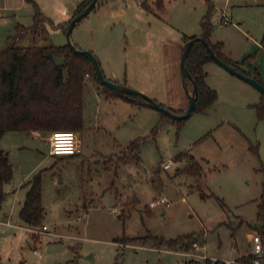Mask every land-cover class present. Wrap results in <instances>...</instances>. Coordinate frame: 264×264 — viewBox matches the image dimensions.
Returning <instances> with one entry per match:
<instances>
[{
	"label": "rangeland",
	"instance_id": "rangeland-1",
	"mask_svg": "<svg viewBox=\"0 0 264 264\" xmlns=\"http://www.w3.org/2000/svg\"><path fill=\"white\" fill-rule=\"evenodd\" d=\"M58 1L70 0H36L47 20L35 32L29 29L36 11L30 0L11 13L0 10V49L15 35L17 23L24 25L18 45L66 44L65 29L55 20ZM121 2L115 6L125 5L124 15H112L108 3H100L75 24L70 39L96 55L104 74L114 73L140 91L136 83L158 77L166 89L164 56L175 34L201 33L200 19L207 12L209 39L214 36L233 54L245 43L236 26L253 45L264 31V0H147L150 12L161 18L160 27L150 23L153 15L135 0ZM223 12L230 19L227 25L220 20ZM251 54L256 67L264 63L259 46ZM210 62L230 77L209 74L217 97L187 118L165 119L147 104L110 96L90 74L84 75L83 127L76 133L80 153L50 154L51 131H5L0 147L12 175L3 184L0 204V264H211V259L247 253L253 227L263 223L257 211L264 200V117L255 107L262 95ZM179 86L184 90L181 80ZM135 139L139 147L131 151L127 145ZM179 152L186 154L174 160ZM190 155L200 165L197 175L184 170ZM37 172L44 210L31 231L18 214L24 195L20 187ZM43 224L48 228L41 232ZM169 240L181 247H169Z\"/></svg>",
	"mask_w": 264,
	"mask_h": 264
},
{
	"label": "trees",
	"instance_id": "trees-1",
	"mask_svg": "<svg viewBox=\"0 0 264 264\" xmlns=\"http://www.w3.org/2000/svg\"><path fill=\"white\" fill-rule=\"evenodd\" d=\"M36 9L33 14V23L29 26L33 32L38 28L39 22L43 21V14ZM90 0H81L70 18L66 21L65 29L70 19L77 14ZM161 2H159L160 4ZM145 8V1L141 2ZM201 33L199 34L207 40L213 51L226 63L234 66L245 74L251 75L264 86V79L260 74L251 68L250 62L254 54H249L242 58L241 64L249 69H243L239 62L232 60L222 52V42H211L209 34L211 23L209 13L202 15L200 19ZM16 33L9 43L0 49V138L7 130H75L83 127V87L85 73L94 74L90 60L82 53L73 52L68 44L56 45L53 43L37 44L30 42L26 45H18L16 39L21 35L22 24H16ZM196 35L183 34L184 43ZM260 44L264 49V32L260 38ZM78 47L77 45H75ZM79 48V47H78ZM212 60L205 46L200 41H193L185 65L193 76L196 83V100L193 110H200L212 102L217 97L215 89L211 88L205 81L206 72L203 69L205 62ZM96 78V76H95ZM97 79V78H96ZM99 82V80L97 79ZM187 83L190 84L189 81ZM105 91L114 96H119L131 102L145 103L140 96L129 95L114 91L103 85ZM146 104V103H145ZM163 105L162 103H160ZM165 106V105H163ZM259 117H264V96L260 103L255 105ZM173 110V109H172ZM176 112H182L173 110ZM162 113V112H161ZM164 118H169L162 113ZM163 121L156 123L151 129V135H155ZM139 147L137 139L132 140L128 145L131 151ZM256 146H250L254 151ZM257 153V151H256ZM186 153L179 152L174 156V160L181 159ZM187 165L185 171L192 175L200 172V165L193 156L186 157ZM262 193L264 197V167ZM12 175V166L7 154L0 147V204L4 198L3 184ZM28 188L22 205L19 209V217L29 226H36L40 223L43 215L41 204V179L40 172L35 173L26 183ZM257 215L263 223L256 229L264 239V200L258 204ZM174 240H169V247L175 246ZM251 255L242 257L244 262L250 259Z\"/></svg>",
	"mask_w": 264,
	"mask_h": 264
},
{
	"label": "crops",
	"instance_id": "crops-1",
	"mask_svg": "<svg viewBox=\"0 0 264 264\" xmlns=\"http://www.w3.org/2000/svg\"><path fill=\"white\" fill-rule=\"evenodd\" d=\"M34 1L36 2V0H34ZM80 1L81 0H70L68 3H62V4H61L60 1H58V2H60L59 3L60 5H55V10H57V12L59 13V16L56 17L55 20L57 21V23L59 25H62V28L65 29L66 21L70 18V16L74 12L75 8L77 7V5L79 4ZM119 1L121 2V0H99L98 3L95 6L99 5L100 3H102V4H104V3L107 4L108 3L107 11L110 14H112V15H116V14L124 15L127 12V7L125 5L124 6L121 5L119 8L116 7L115 3L119 2ZM143 1L144 0H135L136 4L138 5V7H140V9L142 7H144L143 5H141V2H143ZM30 2L33 4L32 1H30ZM123 2H121V3H123ZM145 2L147 3V7H148L149 4H148L147 0H145ZM25 4H26L25 0H0V10H4V11H7V12L11 13V12L17 10V9H20V8L24 7ZM36 4L39 7L37 2H36ZM147 7H146V10L148 12H150L151 11L150 6H149V8H147ZM114 9H117V10H114ZM34 13L32 12V18H33V14ZM41 13L43 14V21H44L47 17L45 16L44 12L41 11ZM150 13L153 15V18L151 19L150 23L160 27V24L162 25L161 18L158 16V14L156 12L155 13L150 12ZM223 14H224L223 16L227 17V15L224 12H223ZM221 19H223V17L220 18V20ZM43 21H40L39 23L42 25ZM229 22H230V19H229ZM229 22L222 23V21H221V23L224 24V25H227ZM236 28L239 29V31L245 36V39H244L245 43L241 44L240 45V50L237 53L233 54V52L231 50H229V49L223 50L224 49V44L221 41L222 42V52L227 57L231 58L232 60L238 61L239 62V66L241 68L248 70L249 69L248 67H246L245 65H242L240 63L241 60H242L241 58L245 57V55L247 56V55L251 54V52L255 49V46H259V49L262 50L263 53H264V49L262 48V46L260 44V39H255L254 40L255 41L254 45L252 43H248L247 42L248 38L246 37L247 33L242 28H238V26H236ZM40 31H41V29H40ZM183 34H186V35H197L198 34L199 35L200 33L197 32V31H194V32H191V33L183 32V33H181L180 36L175 34V36H174L175 39L173 40L170 54L168 56H164L165 69H164L162 74H163V79H165V87H166V89L163 90L161 88V83H160V81H158V80H160L159 77H158V79H155L156 81H158L157 83H156V81L154 79H153V81H151L149 79L146 82L141 81V83H136L137 88L148 92L150 95L154 96L155 98H157L158 100H160L162 102H168V103L170 102L169 104H174L175 106L179 107L181 109V111L185 110L186 107H187V104H188V93L185 90H182L181 87L179 86V81L181 80V73H180V69H179L178 65H179V60H180L181 53H182V50H183V45H184ZM261 36L262 35H260V38H261ZM210 38H211V40H210L211 42H217V41H214L215 40L214 36H213V40H212V35L210 36ZM262 59L264 60V54L261 57V60ZM210 61L211 60L205 62V64L203 65V69L206 72L205 81H206V83L209 86L211 85L209 83L210 81L208 80L209 74L215 73V74H218L219 76L224 77L226 79L228 77H230V76H228L229 74L227 72H225V70H222L221 68H218L219 66H215V64H212V62H210ZM254 61L250 62L251 68H254L260 74V76L264 79V63L261 62V63H259L258 67H256L254 65V63H253ZM103 73H104V71H103ZM104 75H105V77H107L109 79H112V80H114L116 82H120L121 81L119 79H116L114 73L111 74V72H108V73H105ZM88 77H90V74H89ZM149 81H151V82H149ZM120 83H122V82H120ZM187 86H188V89L191 88V84L187 83ZM167 88H168V93L165 91V90H167ZM169 90H170V93H169ZM110 96L122 98V97L114 96V95H110ZM262 100H263V95L261 97V101ZM172 102H176V103H172ZM140 105H145V103H141ZM31 132L36 134V133L39 132V130H31ZM43 132L48 133L47 131H43ZM76 133H77V131H76ZM255 149L257 151V146L255 147ZM256 151H254V152H256ZM257 155H258V152H257ZM165 168H167V167H165ZM261 187H262V181H261ZM22 188H23V193H24V195H23V199H24L25 192H26V190L28 188V185L22 184L21 187H20V190ZM23 199H22V202H23ZM21 205H22V203H21ZM21 205H20V207H21ZM27 228L30 229V226H27ZM30 230L32 231V229H30ZM254 231H256V229H253V231L249 235L250 250L247 253H245V254H241V255L235 257L236 259L240 260L241 262H244L243 259H241L242 257H246L248 255H251V245H252V243H251V235H252V233ZM197 246H198V244L196 243V247Z\"/></svg>",
	"mask_w": 264,
	"mask_h": 264
},
{
	"label": "water",
	"instance_id": "water-1",
	"mask_svg": "<svg viewBox=\"0 0 264 264\" xmlns=\"http://www.w3.org/2000/svg\"><path fill=\"white\" fill-rule=\"evenodd\" d=\"M98 1L99 0H90V2L86 6H84L77 14H75L70 19V21H69V23L65 29V34H66V44H68L70 49L75 53H82L84 56H86L90 60L92 67H93V70H94V74L101 84L106 85L108 88H110L114 91L122 92V93L129 94V95L140 96L144 99V101L147 105H149V106L157 109L158 111L164 113L166 116H168L171 119L187 118L188 116H190L193 109L195 108L197 88H196V83H195L193 76L188 71V69L185 65V59L188 55L189 49H190L193 41H200L205 46L209 56L211 57V59L214 62H216L217 64H219L223 68H225L230 73L235 74L236 76L244 79L245 81H247L250 84H252L253 86H255L260 91V93L264 96V86L261 83H259L254 77L243 73L242 71L236 69L234 66L223 61L213 51V49L211 48V46L209 45L207 40L200 35H196L184 43L183 50L181 53V57L179 60V69H180V73H181L182 86H183L184 90L188 93L187 107L185 110H183L180 113L173 111L171 108H169L167 106L161 105L157 100H155L153 97H151L150 95H148L147 93H145L143 91L137 90L135 88L127 86L124 83L116 82L112 79L105 77L103 70L100 67L99 60L96 57V55L89 49H82V48L76 47L75 44L70 39L71 31H72L73 27L75 26V24L90 12L95 7V5L98 3ZM187 81H189L191 84L190 89H188Z\"/></svg>",
	"mask_w": 264,
	"mask_h": 264
},
{
	"label": "built area",
	"instance_id": "built-area-1",
	"mask_svg": "<svg viewBox=\"0 0 264 264\" xmlns=\"http://www.w3.org/2000/svg\"><path fill=\"white\" fill-rule=\"evenodd\" d=\"M229 22L226 16H223L222 23ZM86 77L89 73L85 74ZM60 137L59 139L57 137ZM49 139V153L54 155H73L81 152L77 134L73 130H54L50 132ZM171 160L163 164V167H168ZM164 201V198H160ZM48 228L46 224L41 226L39 231H45ZM251 257L247 262H241L236 258H227L225 260L211 259V264H264V239L258 231H254L251 235ZM196 246V243H194Z\"/></svg>",
	"mask_w": 264,
	"mask_h": 264
},
{
	"label": "snow or ice",
	"instance_id": "snow-or-ice-1",
	"mask_svg": "<svg viewBox=\"0 0 264 264\" xmlns=\"http://www.w3.org/2000/svg\"><path fill=\"white\" fill-rule=\"evenodd\" d=\"M57 138L59 139L60 137L58 136Z\"/></svg>",
	"mask_w": 264,
	"mask_h": 264
}]
</instances>
